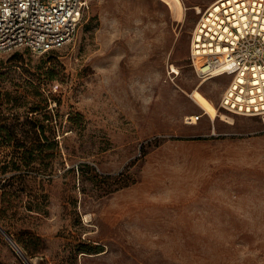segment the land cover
<instances>
[{
  "label": "rangeland",
  "instance_id": "1",
  "mask_svg": "<svg viewBox=\"0 0 264 264\" xmlns=\"http://www.w3.org/2000/svg\"><path fill=\"white\" fill-rule=\"evenodd\" d=\"M181 1L86 0L61 49L0 54V228L27 259L0 233V264H264V116L198 87L214 0Z\"/></svg>",
  "mask_w": 264,
  "mask_h": 264
},
{
  "label": "built area",
  "instance_id": "2",
  "mask_svg": "<svg viewBox=\"0 0 264 264\" xmlns=\"http://www.w3.org/2000/svg\"><path fill=\"white\" fill-rule=\"evenodd\" d=\"M85 9L86 0H0V54L61 49ZM189 60L199 81L228 77L218 108L264 116V0L210 2L190 33ZM198 118L185 117V123Z\"/></svg>",
  "mask_w": 264,
  "mask_h": 264
},
{
  "label": "bare ground",
  "instance_id": "3",
  "mask_svg": "<svg viewBox=\"0 0 264 264\" xmlns=\"http://www.w3.org/2000/svg\"><path fill=\"white\" fill-rule=\"evenodd\" d=\"M162 1H164V2H166L169 6H170V8L171 9H175V10H177L179 13H181L182 12V10H183V3H182V1L181 0H162ZM196 9H197V12H199L200 11V8L199 7H196ZM174 70V69H173ZM175 71V70H174ZM206 80H202V82L198 85V87L200 86V85H202L204 82H205ZM199 106V108L201 109V111L203 112V114L204 115H206L208 118H210L211 117V114H210V111H209V109H207L205 106H202V105H198ZM214 115H216V116H221V117H224V116H222L221 114H218L217 112H214ZM195 118V116H193V119ZM228 122H230V121H228ZM12 245H13V240L11 239V241H9ZM15 244V243H14ZM14 246V245H13ZM16 249H17V251L20 253V254H22V252H21V250L19 249V247L15 244V246H14Z\"/></svg>",
  "mask_w": 264,
  "mask_h": 264
},
{
  "label": "trees",
  "instance_id": "4",
  "mask_svg": "<svg viewBox=\"0 0 264 264\" xmlns=\"http://www.w3.org/2000/svg\"><path fill=\"white\" fill-rule=\"evenodd\" d=\"M53 52V51H51ZM51 119V116H45V120H49ZM52 120V119H51ZM7 163V160H1L0 163ZM13 169L15 171H18L19 168L17 166H14ZM20 171V170H19ZM33 172L29 169H24V170H21L19 173H15L13 174L11 177H17V182L18 184H23L24 186H26V182L29 180V177H35L33 174ZM2 185V184H1ZM0 185V186H1ZM14 242V241H13ZM15 243V242H14Z\"/></svg>",
  "mask_w": 264,
  "mask_h": 264
},
{
  "label": "water",
  "instance_id": "5",
  "mask_svg": "<svg viewBox=\"0 0 264 264\" xmlns=\"http://www.w3.org/2000/svg\"><path fill=\"white\" fill-rule=\"evenodd\" d=\"M0 233L8 240V241H11V239L9 238V236L0 228ZM13 245L15 246V244L13 243ZM17 248V247H16ZM21 257H22V259L25 261V262H27V259H26V257L23 255V254H21L20 255Z\"/></svg>",
  "mask_w": 264,
  "mask_h": 264
}]
</instances>
